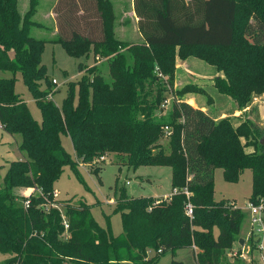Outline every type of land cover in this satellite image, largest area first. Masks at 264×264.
Masks as SVG:
<instances>
[{
  "label": "trees",
  "instance_id": "16d2710c",
  "mask_svg": "<svg viewBox=\"0 0 264 264\" xmlns=\"http://www.w3.org/2000/svg\"><path fill=\"white\" fill-rule=\"evenodd\" d=\"M36 4L30 0L22 19L17 0H0V72L11 74L0 77V125L20 136L18 150L26 155L8 163L0 190V253L11 256L6 264H157L167 252L171 264H183L176 252L193 247L199 250L195 264H230L226 254L245 216L214 202V172L221 169L223 180L236 184L249 170V203L264 206V129L249 120L235 126L228 118L215 121L191 107L182 97L197 91L192 85L174 92L169 119L153 113L173 89L175 58L196 57L217 66L224 78H215L214 89L239 111L264 92V0H134L141 45L115 38L108 0H57L56 42L75 58L105 59L110 79L95 65L78 64L77 101L70 83L61 108L48 98L53 83L41 63L45 42L29 33L38 25L31 21ZM209 51L223 54L214 58ZM17 73L41 112V125L15 92ZM62 136L70 138L78 162L62 147ZM108 154L134 170L170 168L176 191L160 200L133 198L119 189L113 208L122 222L117 236L109 216L106 228L95 222L90 205L53 199L65 166L78 178V164ZM22 188L34 192L17 194ZM187 203L193 219L185 214Z\"/></svg>",
  "mask_w": 264,
  "mask_h": 264
},
{
  "label": "rangeland",
  "instance_id": "374dc122",
  "mask_svg": "<svg viewBox=\"0 0 264 264\" xmlns=\"http://www.w3.org/2000/svg\"><path fill=\"white\" fill-rule=\"evenodd\" d=\"M56 2L57 0L55 1L54 5H52L49 0H37L36 11L31 17V21L38 25L31 27L29 33L32 38L45 42L41 55V63L46 69V76L49 82L52 80L56 81L55 85H51L48 98H51V101L57 107L61 108L63 100L67 96L68 86L70 83L75 85L73 95L75 102L77 101V83L81 79V74L77 70L78 64H84L87 66L95 65L98 71L104 77L105 81L109 82L110 79L108 76L107 65L104 62L105 59L101 57H94L93 54H90L88 57L75 58L69 55L61 44L56 42L58 36L54 37L52 34V29L54 28L52 25L53 22L55 23V20L53 19L51 21L48 16L50 11L53 14V8ZM17 5L19 14L23 19L29 9L30 0H17ZM241 15L242 14L239 13L237 16V26L239 27L244 24ZM53 18H55L54 14ZM75 50L81 51V49L78 47ZM221 54H223L221 51L208 52V55H211L214 58L218 55L221 56ZM176 60L177 58H175V69ZM216 67L213 66V70L218 75L215 78H224V73L221 70H217ZM159 76L163 82L166 81L165 77L162 75ZM0 77L9 78L11 77V74L8 72H0ZM215 78L206 80L190 76V79H187L185 76H178L179 85L177 88H179L181 85L183 86L186 82H191L190 85L197 88V91L195 93L189 94H194V96L191 95L190 97L194 98L198 107L201 105L209 106L211 104L212 106H210L213 107V110L215 111L212 110L213 112L211 111L210 114L219 118L220 120L228 118L231 120V123L234 126L242 120H249L257 127L264 129V106L260 101L264 92L254 95L246 108L242 109L243 111L241 110L243 113L241 114L240 112L235 115L233 112L236 110L227 112L230 107L225 103V98L229 97L218 94L216 89H214ZM173 81L175 82V79ZM48 84L50 83L42 84V89L46 90L48 88ZM14 89L15 92L20 95L23 101L26 103L28 111L33 120L41 125V112L19 73L15 75ZM204 92L207 94L204 95ZM164 97L165 98L161 105L167 102V104H165L166 106L162 108L160 105L153 113V115L159 119H169V113L172 109V99L173 97L175 98L174 89L164 93ZM255 98H257V101L254 100ZM186 99L188 100L189 97L187 96ZM212 101L215 103L213 104ZM190 103L189 105L193 107ZM222 108L224 109L225 116H223V113H215ZM15 139L18 141L17 143L19 145V141L21 140L20 136H13L4 130H0V190L4 188L3 179L8 167V163L13 160H20L22 155L26 156L23 152H20L17 149L18 145ZM165 141L166 140L163 139L164 143ZM61 145L70 155L72 160L78 162V160H76L77 158L70 138L62 136ZM248 151L251 150L248 149ZM77 166L79 175L78 178L71 171L69 166L64 167L62 175L54 184L53 199L59 202L69 201L73 205H77L79 202L90 205L92 217L102 228L107 227L106 217L109 216V226L113 235L115 236L122 233V222L120 215L113 214V208L118 196L117 191L119 189H124L127 195L133 198L154 197L160 199L164 195L171 193V170L168 167L141 166L134 170L122 164L119 158L113 154L105 155L104 160H101V158H96L90 164H78ZM94 172L96 174H94ZM27 192L28 189L26 190L22 188L17 190V194L25 197H28L26 196ZM55 194L57 195L56 197ZM250 195L251 172L249 170L244 171L239 182L236 184L226 183L223 180L222 170H215L213 186L214 202H222L228 209H240L245 216L241 223L239 234L235 238L236 240L233 244V247L231 251L226 254L227 260L230 264H234L236 261L247 264H264V233H259L257 231L258 227L252 223V217L248 210ZM64 212L65 211L62 210V215ZM217 232V229H214L215 235ZM256 237L261 238L259 239L260 243L254 242V238ZM239 240L244 241L243 246L239 245ZM260 246H262V248ZM183 250L184 252H182L180 256L178 255L176 260L179 261V259H183L184 264H195L194 257L199 252V250L194 247ZM150 256H153V253H151ZM9 257L11 258V256L0 253V264H6L9 260ZM171 261V254L167 252L159 259L157 264H171ZM121 264L132 263L123 262Z\"/></svg>",
  "mask_w": 264,
  "mask_h": 264
},
{
  "label": "crops",
  "instance_id": "0c3cea01",
  "mask_svg": "<svg viewBox=\"0 0 264 264\" xmlns=\"http://www.w3.org/2000/svg\"><path fill=\"white\" fill-rule=\"evenodd\" d=\"M49 1L52 5H54L56 0H49ZM108 1L112 4V9H113V14H114L113 31H114L115 38L120 42L127 43L130 45H141L143 43V38H142L141 33L139 31L138 18L136 17V14L134 12V4H133L134 0H108ZM48 16H49L51 21L54 19L51 11H50ZM52 26H54V28L52 29V34L54 37H57V31H56V27H55L54 22H53ZM213 69H214L213 66L207 64L203 60L198 59L196 57H188L185 59L177 58L175 76H174L175 82H174V86H173L174 92L181 90L182 88H184L187 85H190V83H191V82L190 83L186 82V83H184L183 86L181 85L179 88H177V86L179 85L178 76H180V77L185 76V78L187 77V79L188 78L190 79V76L196 77L198 79H200V78L206 79V80L207 79H213L216 76H218ZM192 83H193V81H192ZM191 95L194 96V94L184 95L182 97V101H184L188 104L190 102H192L190 104L194 108L201 109L205 113L209 114L212 118H214L215 121L220 120L219 118L214 117L213 115L210 114V112L214 109L213 107H211L212 106L211 104H210L211 106L210 105L209 106L208 105H204V106L201 105L200 107H198L194 98L190 97ZM187 96L189 97L188 100L186 99ZM212 102H213V104L215 103L214 101H212ZM225 103L230 107L229 110L227 109L228 110L227 112H231L233 110L234 111L236 110L235 112H233L235 115L240 113V112H241V114L243 113L242 112L243 110L242 111L237 110L236 104L230 98H225ZM213 111H215V110H213ZM217 112H219L221 114L223 113V116H225L223 108L216 111L215 113H217ZM245 112H247V111H245ZM226 117H228V116H226ZM229 118H230V116H229ZM9 137H12V136H9ZM15 141H16V139H15ZM20 141H19V144H20ZM17 142L18 141H16V143ZM17 145H18V143H17ZM18 147H19V145L17 146V149H18ZM23 160H26V156L22 155L21 159L18 161H23ZM13 161H15V160H13ZM242 175H243V173H242ZM251 184H252V179H251ZM30 192L31 193L34 192V189H32V188L28 189L26 196H29L31 194ZM16 193H17V190H16ZM171 195H172V189H171L170 194L164 195L162 198H160V197L159 198L167 200L171 197ZM154 199H158V198H154ZM259 239H261V238L260 237L254 238V242L260 243ZM182 252H184V250H179L176 252V259L178 258V255L179 256L181 255ZM195 253H196V250H195ZM8 256H10V255H8ZM9 259H10V257H9ZM179 261L182 263L184 262L183 259H181V260L179 259Z\"/></svg>",
  "mask_w": 264,
  "mask_h": 264
},
{
  "label": "built area",
  "instance_id": "2783aa9c",
  "mask_svg": "<svg viewBox=\"0 0 264 264\" xmlns=\"http://www.w3.org/2000/svg\"><path fill=\"white\" fill-rule=\"evenodd\" d=\"M52 83L55 85L56 81L52 80ZM254 100L257 101V98H255ZM260 101H261L262 105L264 106V94L261 96ZM165 104H167V102ZM165 104L161 105L162 108H164L166 106ZM0 130L3 131V127L1 125H0ZM164 131L168 132V128L165 127ZM101 160H104V157H101ZM183 192L186 196H188V192L185 189L183 190ZM175 193H176V191H173L172 195H174ZM56 196L57 195L55 194V197ZM24 205H25V208H27L28 201H26L24 203ZM248 210H249L251 217H252V223L256 227H258L257 231L259 233H264V206L261 203H259L258 205L248 203ZM185 214L189 219H193V207L190 203H187L185 206ZM65 227L67 228L66 224H65ZM260 247L262 248V246H260Z\"/></svg>",
  "mask_w": 264,
  "mask_h": 264
},
{
  "label": "water",
  "instance_id": "95a60500",
  "mask_svg": "<svg viewBox=\"0 0 264 264\" xmlns=\"http://www.w3.org/2000/svg\"><path fill=\"white\" fill-rule=\"evenodd\" d=\"M261 144H262V146H264V138H263ZM243 244H244L243 240H239V245L243 246Z\"/></svg>",
  "mask_w": 264,
  "mask_h": 264
}]
</instances>
